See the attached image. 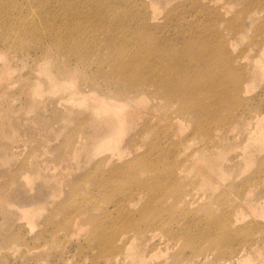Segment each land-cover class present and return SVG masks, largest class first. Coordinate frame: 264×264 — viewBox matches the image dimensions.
Returning a JSON list of instances; mask_svg holds the SVG:
<instances>
[{"label":"bare ground","instance_id":"1","mask_svg":"<svg viewBox=\"0 0 264 264\" xmlns=\"http://www.w3.org/2000/svg\"><path fill=\"white\" fill-rule=\"evenodd\" d=\"M52 1L38 0L39 9L30 15L32 23L17 22L9 19L10 15L4 16V23L20 41L16 37L11 39L9 47L5 37H0V57L3 58L0 95L8 100V88L25 75L31 79L28 86L20 89L26 92V97L35 100L43 97L46 91L53 98L58 96L56 103L62 100L81 105L90 103L99 120L103 117L110 122L109 127L106 125L108 128L104 129L103 126V130L101 127L95 137L92 149L95 162L89 170L83 166L71 171V159L65 161L60 153L55 156L60 164L54 161L58 166L49 163V167L56 170L61 167L63 188L69 195L83 191L81 178L88 176L99 184L98 189L104 191L108 185L109 191L114 192L113 195L108 193L109 198L116 194L117 199L128 206L121 205L122 211L117 210L115 214L104 207V215L95 226V234L102 246L113 251L112 263L152 264L151 259L156 258L153 264H245L252 259H259L264 264V200L256 195L259 193L256 187L264 184V111L252 110L246 102L248 99L243 98L247 89L241 71L243 67L238 69L237 65H247L243 62L246 54L235 55L225 48L227 43L223 46L225 42L222 44L218 39V45L210 42L214 38L211 39L208 32V28L213 27V17L209 14L212 21L208 18L209 22L199 26L198 39L195 37L192 42L194 37L190 39L184 35L188 33L184 27L181 29L185 31L179 30L183 34H176L175 40L168 38L172 35L165 38L168 31H163L165 37L155 35L154 31L161 24L149 10L146 16L138 12L140 14L134 18L127 17L126 13V16L116 13L123 3L119 0H55L56 5L50 6L48 3ZM256 1L264 11V0ZM226 3L228 5L230 0ZM85 5H89L90 10L81 12ZM18 7L25 8L21 4ZM67 8L75 9V12H61ZM260 15L257 9L250 12L255 23ZM83 17L88 18L87 22L81 21ZM106 23L113 26L114 40L115 35L119 39L130 30L134 33L129 43H115L116 54L109 46L112 51H108L113 53H107L109 58L107 54L104 58L102 51L96 56L98 49L83 46L84 33L74 32L91 27L93 29L88 30L99 35L101 30L94 28H102ZM240 24L239 28L243 27ZM43 36L50 39L43 42ZM112 39L110 42L114 43ZM258 43L259 49L252 57L253 65L264 68V43ZM31 44L37 48V56L28 54L24 57L16 51L21 45L22 53H30ZM130 44L132 50L127 52ZM73 55L77 56L71 60ZM30 59L33 62L30 71L34 75L16 74L14 64ZM79 78L90 87H83ZM209 96H213L211 100ZM147 101L161 114L156 116V121H153L154 117H148L149 120H145L148 124L145 123L141 130L142 123L139 124L136 130L140 138L138 136L139 140H136H145L147 136L150 139L143 141L147 142L144 148L141 141L131 149L136 136L128 134L134 118L130 115L141 116V108H138ZM245 102L251 109L238 110L237 106ZM4 116L9 118L10 115ZM248 116H252L254 122L251 126L248 124L245 134L235 130L234 127L243 124ZM225 118L229 121L224 122ZM8 122L4 123L6 127L17 130L16 123L9 119ZM190 123L193 126L191 132L183 134ZM161 135H167V143L160 142ZM79 136L72 142L75 147L80 141ZM234 139H239L241 146L231 151L229 141ZM128 142L130 149L125 148ZM252 168L250 174L240 178L243 171ZM87 202L88 197L80 202L77 221L80 219L81 224L97 220L93 212L85 214L86 220L82 219L89 204L92 209L101 208L103 204L89 203L87 206ZM258 202L261 207L256 206ZM119 219L118 226L124 229L118 232L111 220L116 224ZM109 229L114 231L109 232ZM161 249L166 251L159 254L160 258L157 252Z\"/></svg>","mask_w":264,"mask_h":264},{"label":"rangeland","instance_id":"2","mask_svg":"<svg viewBox=\"0 0 264 264\" xmlns=\"http://www.w3.org/2000/svg\"><path fill=\"white\" fill-rule=\"evenodd\" d=\"M119 1L120 3H123L121 5L122 7H119L118 12L115 11L116 13H119L122 16H126V13L127 17L133 18L140 14L138 12H141L145 16L149 14V12L150 15L155 14L156 22L161 24V27L158 26L157 30L154 31L155 35H164L163 37H165L163 31H165V33L168 31L166 33L168 35H166L165 38H167L169 35H172L173 37H168L171 40L172 38L173 40H175L177 36L176 34H183V31L186 30V32L188 31V33L184 35H188L190 39L194 37V40H191L192 42H194L195 37L196 39H198L197 32L200 30L198 29L199 26H203L205 23L209 22L208 18H210L211 22L212 16L213 27H209L208 32L210 35H212L211 39H214L210 42L215 46L218 45L217 42L222 41V44L225 42L223 46H225V44L227 43L225 48L229 49L235 55H239V53L240 55L246 54V56L243 58L245 61L243 62L247 63V65H237L238 69L240 67H243L242 70H240L243 72L242 74H244L243 76L247 89V91L243 93V98L248 99L246 102L249 103V106L252 108V110L254 108V111L257 109H259L260 111H264V68H257L255 65H253L252 58L259 49L258 47L260 46V44L258 42L260 41L261 44L264 43L262 40L264 39V11L262 10V6H260L256 0H230V3H228V5L226 3L228 2V0ZM125 2L131 5V9ZM124 3L126 5H124ZM19 4L23 5L25 8L19 9ZM48 4L50 6H55L56 1L53 0ZM3 8L8 9L9 12L6 13ZM125 8H127L126 10L128 12L125 10ZM142 8L144 9V11ZM37 9H39L38 0H19L18 4L13 0H0V37H5V39L8 41L9 47V41L11 39L14 40L15 37L19 41L20 39L19 37L15 36L14 32H12L6 26V23H4V16L10 15L9 19L17 22L27 21V23H32L31 19L33 17H31L30 19V15L32 16L34 14L33 11L35 12ZM252 9H257L258 14H261L256 23L253 17L251 18L250 16V12ZM65 10L68 14L75 12V9L70 10L68 8L62 9L61 12L63 13ZM81 10H83L81 12H88L87 10H90V7L89 5H85L81 7ZM91 11H95L94 8H91ZM209 11L212 12L213 15L211 13H208ZM169 12H171L172 14ZM208 14L211 16L208 17ZM177 18L182 21L180 22ZM86 19L88 18L83 17L81 21L87 22ZM253 21L255 24L253 23ZM239 24L241 26L243 25V27H240L241 29L239 28ZM103 26L102 28L104 31L102 30L101 26H99L98 29H95L97 27L94 28V30H101L99 31V35H96V33H92L91 31H89V28L91 30L93 29L91 27H85L78 31L74 30V32L79 35H82V32L84 33V41L82 43L84 47L93 50L98 49V52L96 51V56H100L103 53V57L106 58L107 53H109V55H113V53L116 54V52H114V50L117 48V45H115V43H118V45L123 44L126 43V41L128 42L134 38V33L132 30H130L127 32V35H124L125 38L120 36L118 37L123 41L117 39L118 35H115L113 37H116L114 40L112 39V32H114V29L112 28L113 26H109L108 23H106V25L104 24ZM165 26L170 27L166 28ZM177 26L180 29H177ZM183 27L185 30L181 29ZM176 29L178 30V32ZM170 30H172L173 32H171ZM179 30H183L181 31L182 33ZM140 31L144 32L143 29H141ZM157 31H159V33ZM214 32H216L215 34L217 36L214 34ZM101 36L104 38V40ZM219 36H222L223 38H219ZM110 38L114 43L110 42ZM48 39H50L49 36H43V42ZM97 41H100V45L97 43ZM142 42L143 40H141V43ZM139 43L140 41L137 42V44ZM221 43H219V45ZM97 45H99L100 47ZM20 46L16 49V51L21 56L26 57L28 56V54L37 56V54L35 53V50L37 48H35L34 44H31V46L29 47L30 53H22V49H20ZM101 46L103 47V49ZM109 46H111L110 48L113 49V51L109 48ZM128 48L129 49L127 50V52H130L132 50L131 44ZM108 50H111L113 53L109 52ZM100 51H102L101 54ZM109 55L107 54V58L111 57ZM76 56L77 55H73L70 57V59L72 60L76 58ZM2 59L3 58L0 57V63ZM75 61L79 62L77 60ZM32 64V59H30L26 63L19 62L17 64H14L15 73L18 74L20 72L25 73L29 76L34 75V72L30 71ZM250 64L252 68L250 67ZM106 67H108V64H106ZM30 80V77L27 78L24 75L19 82L15 83L14 86L12 85L8 88L10 91L6 89L5 91L8 90L7 93L9 94L8 100H5L4 95H0V112L1 110H3V114H0V125H3L0 126V264H113L112 258H110L113 251H109L102 246L103 244H101L95 234V226L98 220L101 219L104 215L105 208H110L111 213L115 214L117 210L122 211L121 205H124L125 207L128 206L119 201L116 197V194L114 195V197L109 198L108 193L113 195L114 192L109 191L108 185L106 189H104V191L98 189L99 184L92 182L88 176L81 178L80 186H84V190L77 192V194L74 196L69 195L67 194V190L63 188L64 185L62 181V175L59 173L61 167L57 168V170L49 167L50 164H60L59 159H55L57 153H60L61 155H64L62 156L65 157V161H68L66 160L68 158L71 159V163H69L71 164V171L75 172L77 170H80L83 168V166L89 170V168H91V166L95 162V159L92 158V153L95 145V137L101 132V130H103V126L104 129L107 126L109 127L110 122L103 117H100L99 120V117L95 116L96 113L94 112L93 107L90 105V103L81 105L72 102L64 103V100H62L58 101V104L56 103V99L58 98V96L53 98L46 91L44 93V96L40 97L41 99L37 98L34 100L29 96L26 97V92L24 93L20 89L22 87L24 88V86H28ZM81 81L82 79H80L79 82L80 84H83V87H90L87 86L86 82L81 83ZM211 97L213 96H209L208 99L211 100ZM246 102L242 104L245 105L243 106L245 109L240 104L237 106L238 110L241 109L247 111L250 107L248 106V104H246ZM150 103L151 102L147 101V103L145 102V105L141 104L139 106L138 109L141 108L140 112H142L141 116L140 114H137V116L136 113L130 115L134 118L132 119L133 126L132 128H130V131H128V134H131L129 136L136 137L135 139H133V142L135 144L132 142V140L129 141L130 143H133H131V145H133L131 146L132 148L129 146L130 144L128 142L125 145L126 149H133L136 143H141V141V147L144 148L146 146L145 143L147 144L148 139H150L147 136L148 139H140L141 141H138V136L140 138V134L136 130L140 127L139 124L142 123V125L140 124L141 127L139 128L141 130L142 126H144L146 123L145 120H149L150 116L151 118L154 117L153 121H156L157 117H159L157 115L161 114L158 109L155 110L153 107H150ZM6 108L8 109L6 110ZM5 114L7 116L10 115L8 116L9 118L5 117ZM251 117L252 116H248L247 120L243 124H240L239 126L237 124L234 129L240 130L241 133L245 134L248 124H250L249 126L253 125L254 120L253 117L252 119ZM8 119L11 121V123L14 122V124L16 123L18 125L17 126L15 124V127H17L18 131L13 128L6 127L7 125L5 124L9 123ZM165 120L167 121L169 120V118H165ZM223 121L227 122L229 120L225 118L223 119ZM164 124L167 125L169 123ZM214 124L215 123L213 122L212 125L214 126ZM101 127L102 129L100 130ZM188 127L189 128H186V130H184L183 134L191 132L193 127L191 123L190 126L188 125ZM80 129L83 131H81ZM5 130H8V132ZM34 131L35 134H33ZM132 131H135L134 134ZM79 132H81V134ZM152 132L151 134H153ZM233 135L236 136L235 134ZM78 136L80 138V141L78 142L79 144L77 143L78 146L75 147L74 143L72 142ZM136 138L138 140H136ZM146 140L147 142H143ZM167 141V135H161L160 142L162 144H165L167 143ZM229 142L231 143L232 147L231 151H234L236 148L241 146L239 145V139H234L233 141L231 140ZM252 171L253 168L243 171L240 178L250 174ZM256 188L259 191V193L256 195H258L260 199L262 198V200H264V184H260ZM85 197H88L87 206L89 203L103 204L100 205L101 208L97 207L95 209H92L91 204H89V206L84 209L82 217H84L85 214H90V212H93L95 218L97 217V220L95 221L94 219L89 221L88 224H81L80 219V222L77 221V219L78 214H80L79 206L82 205L80 204V202L84 200ZM112 198H114L113 201H111ZM105 200L110 201V203H106ZM256 206L261 207V205H259V202L256 203ZM82 219L86 220V217ZM76 221L77 225H74ZM119 221L120 219L115 224V222L111 220L114 230L117 227L118 232L124 229V227L119 228ZM114 230L109 229L108 231L113 232ZM162 251L166 250L161 249L160 251H158L157 257L159 256V254L163 253ZM170 251L172 252L173 250ZM152 261L153 263H155L157 259L152 258L151 263ZM262 263L263 262L259 259H252L245 264Z\"/></svg>","mask_w":264,"mask_h":264}]
</instances>
